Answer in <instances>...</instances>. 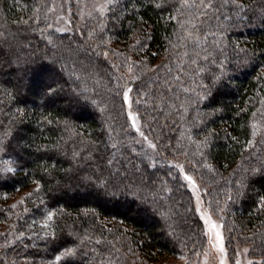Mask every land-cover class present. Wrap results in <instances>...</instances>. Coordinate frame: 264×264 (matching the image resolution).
<instances>
[{"label": "trees", "instance_id": "16d2710c", "mask_svg": "<svg viewBox=\"0 0 264 264\" xmlns=\"http://www.w3.org/2000/svg\"><path fill=\"white\" fill-rule=\"evenodd\" d=\"M55 1L0 0V264L201 258L178 156L210 186L226 245L264 264V0H119L62 34Z\"/></svg>", "mask_w": 264, "mask_h": 264}, {"label": "rangeland", "instance_id": "374dc122", "mask_svg": "<svg viewBox=\"0 0 264 264\" xmlns=\"http://www.w3.org/2000/svg\"><path fill=\"white\" fill-rule=\"evenodd\" d=\"M119 0H56L53 7L52 30L58 33H75L81 28L83 22L94 19L95 16H104L109 12L110 7ZM161 60L158 62L160 63ZM122 63H118V67ZM130 64L123 69L122 74L125 77H133V67ZM159 65V64H158ZM154 69V68H153ZM121 71V70H120ZM46 76L50 80L52 74L47 72ZM52 81V79H51ZM124 98L126 102V111L129 117L132 130L136 133L138 141L146 148L154 150V144L146 137L140 117L134 109L133 96L129 85H124ZM141 133L143 135H141ZM168 163L175 167L180 174L187 189L193 197L195 211L203 223L204 233L207 238V246L201 258H196L193 262L182 258L166 257L150 264H252L253 258L250 256L249 242L243 241L241 237L236 238L233 246L226 245L224 237V225L219 214L212 211L209 196L210 186L205 179L194 171L193 165L185 159L184 156H178L168 159ZM203 171H208V165L202 163ZM200 172H202L200 170ZM33 188L17 192L8 198L7 202L15 200L16 203H23L26 195L36 189ZM27 204V202H25ZM17 205V204H16ZM223 214V210L220 209ZM8 225L0 227V234L5 233ZM239 233V232H238ZM264 253V251L262 252ZM23 261L22 264H25ZM41 264H48L42 262Z\"/></svg>", "mask_w": 264, "mask_h": 264}, {"label": "snow or ice", "instance_id": "6c2138e0", "mask_svg": "<svg viewBox=\"0 0 264 264\" xmlns=\"http://www.w3.org/2000/svg\"><path fill=\"white\" fill-rule=\"evenodd\" d=\"M141 135H143V134L141 133ZM49 219H51V216H49Z\"/></svg>", "mask_w": 264, "mask_h": 264}]
</instances>
